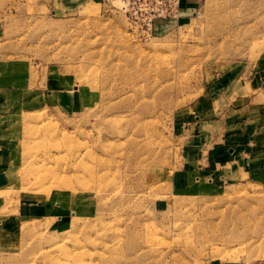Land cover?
Returning a JSON list of instances; mask_svg holds the SVG:
<instances>
[{"label": "rangeland", "instance_id": "rangeland-1", "mask_svg": "<svg viewBox=\"0 0 264 264\" xmlns=\"http://www.w3.org/2000/svg\"><path fill=\"white\" fill-rule=\"evenodd\" d=\"M124 6L0 0V264L264 263V174L224 165L264 124V0H192L155 35Z\"/></svg>", "mask_w": 264, "mask_h": 264}, {"label": "crops", "instance_id": "crops-1", "mask_svg": "<svg viewBox=\"0 0 264 264\" xmlns=\"http://www.w3.org/2000/svg\"><path fill=\"white\" fill-rule=\"evenodd\" d=\"M192 0H182V14L186 16L192 9ZM226 145L224 165L235 169L240 176L264 174V124L255 122L242 125L239 138Z\"/></svg>", "mask_w": 264, "mask_h": 264}, {"label": "bare ground", "instance_id": "bare-ground-1", "mask_svg": "<svg viewBox=\"0 0 264 264\" xmlns=\"http://www.w3.org/2000/svg\"><path fill=\"white\" fill-rule=\"evenodd\" d=\"M217 24V23H216ZM222 32V31H221ZM151 89V88H150ZM155 96V95H154ZM151 97H153V96H151ZM155 97H158V96H155ZM147 100V99H146ZM144 101V100H143ZM153 101H155V100H153ZM148 102H149V100H148ZM139 103V102H138ZM153 103H155V102H152V105H153ZM142 109V108H141ZM146 111V110H145ZM142 130V129H141ZM129 137L127 136V139H128ZM126 139V138H125ZM140 140V139H139ZM136 141H138V140H136ZM147 141V140H146ZM145 140H144V142H146ZM125 142H126V140H125ZM143 142V141H142ZM141 142V143H142ZM138 143L139 142H136L134 145L135 146H137L138 145ZM140 143V144H141ZM143 145V144H142ZM134 146V147H135ZM145 146H146V144H145ZM143 147H144V145H143ZM147 148V147H146ZM87 151H89L88 149H87ZM54 153V152H53ZM82 153V152H81ZM52 154V153H51ZM55 154V153H54ZM57 154V153H56ZM55 154V155H56ZM94 154H95V152H94ZM125 154V153H124ZM50 155V154H49ZM49 155H48V157H49ZM126 155H127V153H126ZM95 156V155H94ZM42 157V156H41ZM52 155H51V160H52ZM143 157V156H142ZM62 158V157H61ZM76 158V157H75ZM87 158L88 159H92V156H91V154H89V152L87 153L86 152V154L84 155V156H82V155H79V156H77V159H78V161H80V162H78V164H76V165H79V166H84L85 167V172H86V175H87V177H88V179H85L82 183V186H83V189L82 190H85V191H88V188H90V186H99V188L101 187L100 185H101V183L103 182V179L105 178V174H102V175H100V176H96L95 174H93L92 173V169L90 168V167H88V166H85L86 165V161L85 160H87ZM49 159V158H48ZM103 162H106V163H110V160H107V161H104V160H101L100 161V163H103ZM117 162H119V161H117ZM72 164H73V162H71ZM30 164V163H29ZM42 164V163H41ZM63 166H65V165H63ZM74 166V165H73ZM95 169V168H94ZM33 174L36 176V182L37 183H40V182H44V180H46V177H47V173H45L44 171V169L43 168H41V167H38V168H34L33 170ZM73 173V172H72ZM81 173V172H80ZM49 177V176H48ZM79 176H77L76 178H78ZM50 178V177H49ZM52 178H54V182H55V185H56V187H54V189H57V191H59L58 193H61L60 194V196L58 197V199L60 198L61 199V201H64V200H66V199H68V200H71V203H73V200L74 201H77L78 199H80V198H78L79 196H80V194H78V191H77V189H75L74 187H73V180H74V176H69L68 174H60V173H58V172H55V173H53L52 174ZM75 178V179H76ZM51 180V179H50ZM81 182V181H80ZM36 183V184H37ZM35 184V185H36ZM105 184H106V182H105ZM40 186V185H39ZM43 186H41V187H39V188H42ZM48 188V187H47ZM82 188V187H81ZM46 189V188H45ZM65 194V195H64ZM69 197V198H68ZM76 214V213H75ZM76 216V218L74 219V221H73V225H75V224H77L78 222H79V213L77 214V215H75ZM84 217H85V220H86V229H88V230H90V228L92 227V223H90V219H88L87 217H86V214L85 215H83ZM139 227V226H138ZM194 228V227H193ZM101 229V228H100ZM85 231V230H84ZM194 232H197V231H194ZM130 235V234H129ZM133 236V235H132ZM141 236V235H140ZM127 237H129V236H127ZM122 238H120V237H118V238H116V241H115V245H117V246H121L122 244H123V242H122ZM123 241H125V240H123ZM149 246V245H148ZM147 249V248H146ZM157 250V249H156ZM147 252V251H146ZM152 252H155L154 250L152 251ZM158 254H159V252H157ZM161 253H163V252H161ZM66 254H68V256H70V254H69V252H66ZM79 255V254H78ZM78 255H76L75 256V259L77 260V256ZM156 255V254H155ZM154 255V256H155ZM46 257H49V255L47 254L46 255Z\"/></svg>", "mask_w": 264, "mask_h": 264}, {"label": "built area", "instance_id": "built-area-1", "mask_svg": "<svg viewBox=\"0 0 264 264\" xmlns=\"http://www.w3.org/2000/svg\"><path fill=\"white\" fill-rule=\"evenodd\" d=\"M125 10L134 11L142 17L149 34H157L163 25H173L181 21L182 0H123ZM264 264V263H256Z\"/></svg>", "mask_w": 264, "mask_h": 264}]
</instances>
